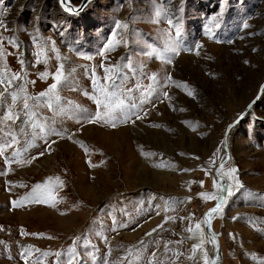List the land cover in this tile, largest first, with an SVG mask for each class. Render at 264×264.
<instances>
[{
	"label": "rangeland",
	"instance_id": "rangeland-1",
	"mask_svg": "<svg viewBox=\"0 0 264 264\" xmlns=\"http://www.w3.org/2000/svg\"><path fill=\"white\" fill-rule=\"evenodd\" d=\"M81 1L70 0L76 7ZM0 21L7 27H0L5 49L0 69L9 76L26 72L13 87L23 84L27 94L36 97L48 90L52 74L63 65L65 79L57 91L59 107L66 108L57 116L46 106L47 97L29 102L39 104L35 110L46 128L61 135L40 138L38 129L22 121L0 122V142L10 139L8 131L20 141L0 156V173H7L0 174V264H25L21 253L27 255L26 250L31 252L27 264H54L57 257L45 258L44 252H63L64 261L78 236L79 264H204V252L189 257L201 239L208 258L213 253L202 221L216 201L199 194L218 196L213 170L225 156L226 126L264 80V0H92L78 13L65 11L59 0H0ZM117 21L127 27L117 29ZM9 37L18 47L8 43ZM34 39L47 44L46 64L43 58L36 63ZM110 41L119 44L101 56ZM53 44L60 59L51 51ZM171 47L179 54L165 51ZM148 52H164L172 62L163 63ZM102 63L119 65L120 93L138 82L143 90L152 83L149 77L157 76L150 102L125 109L130 116L126 121L117 110L115 127L87 120L97 110L89 98L95 94L93 69L98 84H110L103 77L113 75L105 73ZM44 72L48 76L42 79ZM169 75L172 80L165 83ZM123 98L127 104H139L141 92ZM11 104V96L0 99V116ZM22 107L20 99L14 110ZM135 112L143 118L137 120ZM27 141L34 146L22 156L31 163L6 164L5 157L11 158ZM228 144L230 157L219 175L234 194L226 196L222 211L212 218L221 246L217 264H264V88L230 128ZM231 168L237 171L229 179L225 173ZM56 177L63 185L55 179L50 183L54 207L51 200L13 206L12 201L21 202L34 185ZM237 180L242 187H236ZM166 217L174 219L165 222ZM121 223L127 227H119ZM197 223L202 231L195 229ZM189 227L196 238H189ZM85 239L91 241L88 248L80 246Z\"/></svg>",
	"mask_w": 264,
	"mask_h": 264
},
{
	"label": "snow or ice",
	"instance_id": "snow-or-ice-1",
	"mask_svg": "<svg viewBox=\"0 0 264 264\" xmlns=\"http://www.w3.org/2000/svg\"><path fill=\"white\" fill-rule=\"evenodd\" d=\"M61 4L63 6H65L66 11H74L71 7L68 6V0H61ZM161 15H163L162 10L158 9L156 11V16L160 17ZM154 22H157V21H154ZM167 22L170 26H173V21L171 19H169ZM244 26L246 28L248 27L247 24H245ZM0 27H3L5 30H7V27L3 21H0ZM116 27H117V29L126 28L127 25L121 24V22L117 21ZM175 27L177 28L176 36L179 37L181 35V33L179 31V26L176 25ZM7 39H8V43L11 44L13 47H18V43L14 40V38L9 37ZM3 40H4V38L0 37V59H2L5 55ZM34 44L39 49V51L34 54V55H36V63L39 64L41 62V58H43V62L46 64L47 58H48V56H47L48 48H47L46 42H43V41L38 42L34 39ZM118 44H119V41H110L106 45L105 50L101 51L99 54L101 56H105L106 51L115 50V47L118 46ZM196 47L199 48L200 45H196ZM51 51L56 52L57 53V59H60L58 50L55 48L54 44L51 48ZM165 51H172L175 54H179L175 47H171L169 49H166ZM145 54L150 56V57L153 55H156L157 58L161 59L162 62L166 63V64H170L172 62L171 58L166 56L164 52H148ZM19 62L21 63V65L25 64V61L23 59H21ZM101 67L104 68L105 73L111 72V73H113V75L109 76L106 74L103 77V80L104 81H110V84H98L96 73H95V70L93 69L91 80H92L93 89H94L95 94L90 95V96H89V93H87V92H84L83 94L85 96H89V98L93 100V102L97 106V110L94 114L89 115L87 117V120L89 123L103 122L105 124H110L112 127H115L116 126L115 114H116L117 110L124 112V120L126 121V120L130 119V116L128 115V113L126 111H124L125 109L141 108L144 104H147L150 102L151 97L153 96V94L155 92V88L153 87V84L157 81V76L155 73H153L149 77V80L152 81V83H149L147 86L143 87V90H141L142 86L138 82L134 88H128L126 90V92L120 93L116 90L118 87L122 86V85L118 86L116 83L117 80L120 79L119 65H116L113 67H105V65L102 63ZM127 67L129 68V70L134 71L131 64L127 65ZM47 76H48L47 72L40 73V77L42 79L47 78ZM25 77H26V72L23 75L21 73H12L11 76H9L7 74L6 69H0V86L3 87V91H0V99H4L6 96H11V100H12V104L9 105L8 111H6L3 114V116H0V122L11 121L12 124L15 125L18 120L22 121L23 125H26L33 130L38 129L40 138H44L48 134L61 135V133L54 132L51 128H46V124L41 122V120L43 118L39 117L36 110H35L36 107H39V104L37 103L35 106H33L29 102L30 101H39V99L41 97H47L46 106L48 107V109L50 111H53L54 114L57 116L65 114L66 108L59 107L61 97L58 95V91H57L58 86L65 79L64 73H63V65H58L56 73L52 74V79L54 82L49 86L48 90L46 92L39 93V95L36 97L28 95L26 88L23 84L19 85L17 88L13 87V84L15 81L24 80ZM171 80H172V77H171V75H169L166 78L165 83H167L168 81H171ZM31 83H34V81H32ZM262 88H264V86H262ZM10 89H11V91H9ZM134 90L141 92L140 102H139V104H137V103L127 104L123 97L125 95L130 96V94ZM188 95L191 96V95H193V93L191 91H189ZM164 96L167 98L168 94L165 92ZM20 99H23V107L20 109L19 112H16L14 110V106L16 105L17 101ZM67 103H68V105H72L71 101H69ZM73 106L80 111H83V112L87 111L86 109H81L79 105H73ZM133 115H135V118L137 120L143 118L138 112L133 113ZM121 122H124V121H121ZM19 131L21 134L25 133V129L23 127H21ZM5 135L10 137V139L6 142H0V156H4V153L6 152V150L8 148H12L14 145H18L20 143L16 133H14L12 131H8L5 133ZM35 138H36V133L34 131L33 139H35ZM69 138H71V137H69ZM33 146L34 145L31 143V141H27L26 146L22 150L19 148H16L13 150L11 158L5 157V163L6 164L11 163V162H15L17 164L31 163V159L26 160L25 158H23L22 152H26L28 150V148L33 147ZM142 154L143 155H150L148 153H142ZM39 155L43 156L44 152L39 153ZM32 159H36V157H32ZM213 163H215V161H213ZM90 166H94V165H90ZM223 169H224V162H221L220 170H223ZM185 171H188V170L185 169ZM236 171H237L236 168H231L225 174L229 177V179H232L234 174L236 173ZM0 174L6 175L7 173L3 172ZM217 174L218 175L220 174L219 170H218ZM53 179H55L57 184H59L60 186L63 185V182L60 181L58 177L48 178L47 183H45L43 185H41V184L34 185L32 192L27 194L25 197L21 198V202H18L15 200L12 201L13 206L14 207H20V206H22V202H24V201L36 202V203H49V201L51 200L52 201L51 206L54 207L56 201H55V198L50 195L52 192V187L50 186V183ZM201 184H203V182H201ZM213 186H214V188L217 187L216 181L213 182ZM236 187L237 188L242 187V185L239 184L238 180L236 181ZM219 192L226 193L227 196H231L234 194L233 191L231 190V186L226 187V188L220 187ZM199 195L202 196L203 198H205L206 200L212 199V200L216 201L215 207L211 208L209 210V212L205 214V218L202 221L203 224L208 225L210 223L209 218L213 214H216V213H219L222 211V205L225 202L226 197L223 195L217 196L216 194H209V193H200ZM249 195H252V194L249 193ZM169 207H170V205L165 207V211H167ZM157 215H159V213H157ZM170 219H174V218L166 217L165 222H167ZM181 219H184V217H181ZM113 223L116 224V221L114 220ZM119 227H127V225L121 223V224H119ZM158 227H162V225H160ZM195 229L197 231H202L201 230V224L197 223L195 225ZM152 231L154 232V231H156V229H153ZM187 231L189 233H193V235H195V232H194L192 227H189L187 229ZM22 234H24V233L22 232ZM32 235L42 236L43 234H32ZM147 235H151V233H147ZM49 238H51V237H49ZM189 238H192V237H189ZM81 239L82 238L79 236L74 239L73 245L71 247H69V249L67 250V252L69 254L68 259H66L64 261L60 260V257L64 255L63 252H59V251L55 252V253L44 252L42 255L45 258L48 257L49 255H55L57 257V260L54 262V264H79L80 254L77 251L76 245H77V242L80 241ZM211 242L214 244L215 239L212 238ZM203 243H204V240L201 239L200 243L193 245V249H192L193 256H190L189 259H192L195 256V254L197 253V251H201V252H204V264H210L209 258L207 256V252L204 251L202 248ZM80 246L84 247V248H88L89 246H91V241L85 239V242L82 243ZM165 247L167 248V245H165ZM26 253H27V255L25 253H21L22 258L25 260V264H27L28 255H31V252L29 250H26ZM87 255L91 256L92 254L87 253ZM155 255L156 254L153 253V257H155ZM125 259H127V257H125ZM93 260H95V257H93ZM34 264H41V262L39 260H37V261H34ZM104 264H108V261L105 260ZM129 264H131V262H129ZM148 264H153V260H149ZM161 264H162V262H161ZM211 264H215L214 259L211 261Z\"/></svg>",
	"mask_w": 264,
	"mask_h": 264
},
{
	"label": "water",
	"instance_id": "water-1",
	"mask_svg": "<svg viewBox=\"0 0 264 264\" xmlns=\"http://www.w3.org/2000/svg\"><path fill=\"white\" fill-rule=\"evenodd\" d=\"M92 0H82L81 3L76 7V6H73L70 2V0H68V6L71 7L74 11H67V12H71V13H78L80 12L84 6L90 2ZM60 4H61V0H59ZM62 8L65 10V6H63L61 4ZM66 11V10H65ZM262 86H264V80L261 82V84L259 85V88L257 90V93L256 95L253 97V99L246 105V107L244 108V110L240 113V115L238 116V118L235 120V121H232L230 123H228V125L226 126V130H225V133H224V136H223V146H224V150H225V156L223 157V159L218 163V165L215 167V169L213 170V174H214V177L216 178V181H217V186H218V196H225L226 193H222V192H219V188L220 187H225L226 188V185L222 182L223 178L217 174L219 168H220V164L221 162H224V164H226L228 162V159L230 157V150H229V147H228V143H227V132L228 130L234 126L235 124L238 123V121L243 117V115L245 114V112L249 109V107L256 103L261 92H262ZM231 126V127H230ZM226 197V196H225ZM215 204L216 202L214 203V205H212L210 208H208L206 211H205V214L209 212V210L213 207H215ZM204 214V215H205ZM214 215V214H213ZM213 215L210 217L212 218ZM204 217V216H203ZM204 227L208 230V232L210 233V235L212 237H214L215 241H216V247L214 248V251H213V255L211 257V259L209 260L210 261V264H211V261L214 259L215 262L218 258L219 255H221V249H220V242H219V239H218V235L216 234V232L214 231L211 223H209L208 225H205L204 224Z\"/></svg>",
	"mask_w": 264,
	"mask_h": 264
},
{
	"label": "bare ground",
	"instance_id": "bare-ground-1",
	"mask_svg": "<svg viewBox=\"0 0 264 264\" xmlns=\"http://www.w3.org/2000/svg\"><path fill=\"white\" fill-rule=\"evenodd\" d=\"M229 133H230V129L228 130V132H227V143H228V136H229ZM228 147H229V144H228ZM230 150V149H229ZM225 165V164H224ZM222 182L226 185V182L224 181V179L222 180ZM217 188H218V186H217ZM225 196H227V194L225 195ZM227 198V197H226ZM215 216V214L213 215V217ZM212 217V218H213ZM204 218H205V215H204V217H203V220H204ZM212 218H209L210 219V223H211V225H212ZM213 227V226H212ZM206 229V228H205ZM215 231V230H214ZM206 232H207V235L209 236V238L212 240V238H214V237H212L211 235H210V233L208 232V230L206 229ZM192 238H196L195 237V235H193L192 234ZM218 239H219V237H218ZM196 243H197V241H196ZM216 247V241H215V243L213 244V251H214V248ZM220 249H221V246H220ZM212 255H213V253L211 254V257H212ZM211 257H209V260L211 259ZM220 258V255L218 256V258H217V260H216V262H215V264H217L218 263V259Z\"/></svg>",
	"mask_w": 264,
	"mask_h": 264
}]
</instances>
